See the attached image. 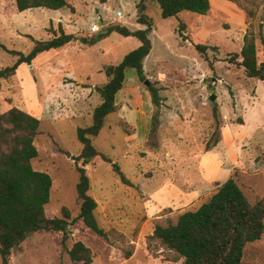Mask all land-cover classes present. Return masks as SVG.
Returning a JSON list of instances; mask_svg holds the SVG:
<instances>
[{"label": "rangeland", "instance_id": "1", "mask_svg": "<svg viewBox=\"0 0 264 264\" xmlns=\"http://www.w3.org/2000/svg\"><path fill=\"white\" fill-rule=\"evenodd\" d=\"M68 2L73 10L20 13L15 0H0V44L27 55L36 41L49 40L59 26L77 39H91L110 25L145 29L137 21L141 0ZM257 3V18L252 21L228 0H210V12L204 16L183 12L169 19L162 17L156 3L145 2V14L153 21L152 50L144 61L146 80L141 81L134 69L126 71L124 87L116 96L118 111L106 118L101 133L92 139L112 164L97 158L85 167L107 239L76 220L80 213L76 166H82L77 158L83 150L78 130L92 125L93 112L101 104L95 88L108 81L104 66L120 64L139 41L118 33L94 46L77 40L38 55L31 65L21 64L17 74L2 83L0 114L17 107L41 121L35 140L39 155L32 165L53 179L46 215L61 218L63 208H68L75 220L66 239L62 232L32 234L13 251L11 264H73L68 251L77 242L92 250V264H184L149 249L148 238L157 226L176 224L230 178L251 203L264 196V81L247 78L240 61L231 59L241 52L252 22L255 33L264 37V0ZM93 25L99 32H91ZM197 45L217 50L209 49L205 57ZM259 59L264 60L260 44ZM16 62L0 48V69ZM150 87L159 90L158 106ZM218 138L213 156L201 157L207 144ZM236 161L240 167L234 171L231 162ZM115 164L131 186L121 182L113 171ZM200 174L204 188L189 199ZM128 251L131 258L126 257ZM243 263L264 264V236L247 246Z\"/></svg>", "mask_w": 264, "mask_h": 264}, {"label": "trees", "instance_id": "2", "mask_svg": "<svg viewBox=\"0 0 264 264\" xmlns=\"http://www.w3.org/2000/svg\"><path fill=\"white\" fill-rule=\"evenodd\" d=\"M141 0L138 5V24L145 29L132 31L123 25H110L105 32L87 39H77L66 33L62 26L52 30L47 41H36L29 54L0 48L17 58L12 66L0 69V91L2 83L17 74L21 64L31 65L35 58L45 52L61 49L74 41L83 45L94 46L112 33L124 37H134L140 46L126 55L118 65H106L103 72L107 83L96 87L101 97V104L93 112V123L90 127L78 130V140L83 150L77 158L82 166H76L79 175L77 185L80 213L76 220H82L85 226L96 235L108 238L107 232L97 219L98 203L90 195L91 180L86 166L97 158L112 164V161L93 145L92 139L99 136L108 116L118 111L116 96L123 89L126 71L134 69L139 79L145 81L144 61L150 55L153 21L145 14L147 8ZM156 3L164 19L178 17L183 12L207 15L210 12V0H149ZM246 13L249 20L255 21L259 4L257 0H228ZM18 12L29 10H73L68 0H15ZM183 29V27L181 28ZM183 37V31L179 32ZM259 44L264 47V37L255 33L253 22L244 36L239 54L232 56L239 60L240 67L249 79L264 81V60L259 59ZM197 50L206 57L209 49L216 47L197 45ZM233 61V62H234ZM152 102L158 106L161 102L159 90L150 87ZM216 111V110H215ZM243 125V122H240ZM156 118L153 119L152 131L156 129ZM41 121L14 107L0 114V257L2 264H11L13 251L19 248L32 234L41 232H62L69 235V229L75 222L71 211L63 208L61 218H49L46 206L50 203L53 187L52 177L33 168L32 162L39 155L35 140L40 133ZM221 142L216 139L207 144L206 153L211 152ZM113 171L126 186L132 184L118 164ZM217 190L194 211L183 213L176 224L167 227L157 226L148 238V247L166 253L171 262L183 261L184 264H244V253L248 245L260 241L264 236V196L251 203L234 178L226 183L217 184ZM73 264H92L93 253L84 243L77 242L68 251ZM133 253L128 251L127 258Z\"/></svg>", "mask_w": 264, "mask_h": 264}, {"label": "crops", "instance_id": "3", "mask_svg": "<svg viewBox=\"0 0 264 264\" xmlns=\"http://www.w3.org/2000/svg\"><path fill=\"white\" fill-rule=\"evenodd\" d=\"M141 44H140V42H139V46H140ZM138 46V47H139ZM212 153H214V152H208V153H205L204 155H202L201 157H203L204 159H205V157H210V156H213L212 155ZM200 157V159H199V169H200V172H201V174H203V172L205 171V167L204 166H202L203 164H204V159L203 158H201ZM232 163V165H233V170L235 171L236 169H237V167H240L239 165V161H236V162H231ZM200 174V179H198V188L197 189H195V191H191V193H189V194H187V197H189V199L190 198H193V197H197V195H199V193H200V191L204 188V181H203V177H202V175ZM218 180V179H217ZM217 183V181H214V183ZM184 197L185 198H187L186 197V195H184Z\"/></svg>", "mask_w": 264, "mask_h": 264}, {"label": "built area", "instance_id": "4", "mask_svg": "<svg viewBox=\"0 0 264 264\" xmlns=\"http://www.w3.org/2000/svg\"><path fill=\"white\" fill-rule=\"evenodd\" d=\"M100 28L98 27V25H93L91 28V32L92 33H97L99 32Z\"/></svg>", "mask_w": 264, "mask_h": 264}, {"label": "water", "instance_id": "5", "mask_svg": "<svg viewBox=\"0 0 264 264\" xmlns=\"http://www.w3.org/2000/svg\"><path fill=\"white\" fill-rule=\"evenodd\" d=\"M146 84H147V83H146ZM215 99H216V96H212L210 100H211V101H214Z\"/></svg>", "mask_w": 264, "mask_h": 264}]
</instances>
